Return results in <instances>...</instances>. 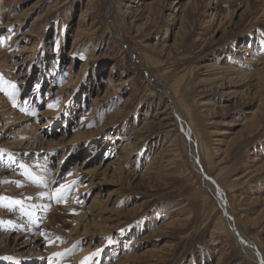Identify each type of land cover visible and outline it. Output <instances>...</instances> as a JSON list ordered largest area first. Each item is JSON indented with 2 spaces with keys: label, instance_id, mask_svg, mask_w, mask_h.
Instances as JSON below:
<instances>
[{
  "label": "rangeland",
  "instance_id": "obj_1",
  "mask_svg": "<svg viewBox=\"0 0 264 264\" xmlns=\"http://www.w3.org/2000/svg\"><path fill=\"white\" fill-rule=\"evenodd\" d=\"M0 104V264H264V0H0Z\"/></svg>",
  "mask_w": 264,
  "mask_h": 264
},
{
  "label": "bare ground",
  "instance_id": "obj_2",
  "mask_svg": "<svg viewBox=\"0 0 264 264\" xmlns=\"http://www.w3.org/2000/svg\"><path fill=\"white\" fill-rule=\"evenodd\" d=\"M72 83V82H71ZM68 85H70V83L68 84ZM110 85V84H109ZM68 88V87H67ZM112 88V87H111ZM65 89V88H64ZM63 92V91H62ZM61 94V93H60ZM168 98H169V96L167 97V103H168V110L170 111L169 113H167L166 114V111H162L161 113H160V116L157 118L158 119V121H159V123L160 124H163V125H165L166 123H168V126L170 127V126H172V124H171V122H170V120H172L173 121V119H172V117H174L175 119L174 120H176L175 122H176V124L178 125L177 127H179L180 128V130H182V132L184 133L185 132V130L187 129L186 128V126H185V123H184V121L181 119V117H180V115L178 114V112H177V108H176V106H175V104L172 102V100H168ZM95 100V99H94ZM2 103V102H1ZM51 103V102H50ZM97 103V102H96ZM99 103H100V100H99ZM3 104V103H2ZM95 104V103H94ZM1 105V104H0ZM7 107L5 106V105H2L1 107H0V117L2 118V117H4L5 115H7L6 113H8L7 112V109H6ZM95 110V109H94ZM10 111V110H9ZM49 112V111H48ZM171 113V114H170ZM248 113V112H247ZM159 114V113H158ZM46 115V114H45ZM172 115V116H171ZM248 116H250L249 115V113H248ZM6 117V116H5ZM0 118V119H1ZM7 120V119H6ZM17 120H19V119H17ZM20 120H22V118L20 117ZM27 121V120H26ZM21 122V121H20ZM5 123V122H4ZM8 123V122H7ZM16 124H18V123H16ZM16 124H15V126H16ZM145 125V124H144ZM29 126V125H28ZM22 127V126H21ZM2 128V127H1ZM27 129H29L28 131H30L29 133H32L31 131L32 130H30L31 128H27ZM33 129V128H32ZM23 130V129H22ZM25 130V129H24ZM143 130V129H142ZM3 131V130H2ZM6 131V130H5ZM21 132H23V131H21ZM26 132V131H25ZM9 133V132H8ZM19 133V132H18ZM17 133V134H18ZM29 133H28V136H29ZM11 134V133H10ZM13 134V133H12ZM225 136H231L232 135V133H231V131H228V132H224L223 133ZM13 135H15V134H13ZM19 136V135H18ZM31 136V139H32V135H30ZM29 136V137H30ZM33 138L34 139H32V140H34V142H32L33 144L32 145H30V147L32 146H34L35 145V143L37 142V141H39L40 142V139L39 140H37L34 136H33ZM31 140V141H32ZM29 141H30V139H28L27 138V141L26 142H28L29 143ZM38 142V143H39ZM62 142V141H61ZM21 143H22V141H21ZM40 143H42L40 146H42V145H44V146H46V147H48V148H51V146H49V144L47 145V144H45L44 143V141L43 140H41V142ZM63 143V142H62ZM24 144V143H23ZM30 144V143H29ZM29 144H28V146H29ZM54 144V143H53ZM52 144V145H53ZM59 144H61V143H59ZM55 145H57V144H55ZM61 145H63V144H61ZM60 145V146H61ZM12 146L13 147H15L13 144H12ZM18 146H19V143H18ZM58 146V145H57ZM18 148V147H17ZM47 148V149H48ZM53 148V147H52ZM186 148H187V150H188V153H189V156H190V160H191V163H192V165H193V169L195 170V172L202 178V180H203V182L205 183V185H206V188H207V190L208 191H210V192H212V194H213V196H214V198L215 197H217V202H218V204H219V208H220V210H221V212H222V220H223V222L225 223V225H226V227H227V229H228V231L230 232V235H232V237L234 238V240L243 248V250L245 251V253L246 254H251L252 256H254L255 257V260L257 261V262H260V259H259V256L253 251V249H252V246L250 245V243L239 233V231L237 230V228L234 226V224H233V222H232V220H231V218H230V216H229V214L227 213V205H226V203H225V200H224V198H223V193H222V191H221V189L218 187V185L214 182V180L213 179H211V178H208L205 174H203L202 173V171L200 170V166H201V159H200V156L198 155V153L194 150L193 151V153L190 151V144H189V142H187L186 143ZM44 149H45V147H44ZM45 151V150H44ZM35 160V159H34ZM40 161V160H39ZM259 161V159L258 158H255L254 160H253V162H258ZM59 162V161H58ZM36 164V163H35ZM34 164V165H35ZM84 164V163H83ZM82 164V165H83ZM46 169V168H45ZM83 169L84 168H78V169H75V170H77L78 171V174L80 175V176H82L84 179L83 180H86V179H88L89 177H92V178H94V176H98V175H94V174H96V172L98 173V172H104V171H106V168H104V169H96V170H94V171H83ZM108 169V168H107ZM75 170H73L72 172H74L75 173ZM2 173V172H1ZM1 173H0V175H1ZM99 174V173H98ZM104 174H106V173H104ZM74 176V175H73ZM77 176V175H76ZM76 176H74V177H76ZM68 176H66V181L65 182H68V181H73V179H74V177H71L70 179H69V177L67 178ZM82 177H81V179H82ZM1 179V178H0ZM69 179V180H68ZM77 179V178H76ZM90 181V180H89ZM100 182V181H99ZM73 183V182H72ZM90 183V184H89ZM81 184V183H80ZM93 186H95L94 184L92 185L91 184V182H88V187H86L87 189L85 190L84 189V191L83 190H80V188H79V190L80 191H78V192H76L77 193V196H78V194H80V193H82V194H80V195H82V196H78V198L80 199V200H82V199H86L85 197H84V192H87L88 190H89V188H91V187H93ZM58 187V186H57ZM25 193V192H24ZM76 193H74V195L76 194ZM16 196V195H15ZM75 198V197H74ZM67 199V198H66ZM77 199V198H76ZM96 200V199H95ZM77 201V200H76ZM79 202V201H78ZM76 203V202H75ZM80 204V203H79ZM79 204H78V207H79ZM97 204V203H96ZM73 205V204H72ZM74 205H76V204H74ZM69 209H71V210H76V208H74V207H72L70 204H69ZM57 207V206H56ZM55 207V208H56ZM52 208H54V207H52ZM61 208V207H60ZM68 208V207H67ZM67 208H65V209H67ZM88 208V207H87ZM64 209V210H65ZM62 210V209H61ZM83 210V209H82ZM53 211H55V210H53ZM92 211V210H91ZM52 212V211H51ZM85 212H86V209H85ZM89 212V211H88ZM54 214V213H53ZM50 215V214H49ZM90 215V214H89ZM113 217V216H112ZM80 218V217H79ZM51 219V218H50ZM221 220V221H222ZM78 221H79V219H78ZM48 222V221H47ZM49 222H51V221H49ZM48 222V223H49ZM76 222V221H75ZM84 222V221H83ZM47 224V223H46ZM79 226V225H78ZM81 226H83V225H81ZM77 227V226H76ZM84 227V226H83ZM225 227V228H226ZM82 228V227H81ZM71 230H74V229H71ZM80 230V229H79ZM84 229L82 228V231H83ZM88 230H90V229H88ZM44 231V230H43ZM49 231V230H48ZM59 231V230H58ZM63 231V230H62ZM87 231V230H86ZM92 231V230H91ZM81 232V231H80ZM90 232V231H89ZM1 233V232H0ZM71 233V232H70ZM82 233V232H81ZM81 233H79V234H81ZM85 234H86V232H84ZM83 233V234H84ZM91 233V232H90ZM97 233V232H96ZM73 234V233H72ZM75 234V233H74ZM77 234V233H76ZM93 234V233H92ZM45 235V234H44ZM57 235V234H56ZM82 235V234H81ZM10 236V235H9ZM60 236V235H59ZM79 236V235H78ZM77 236V237H78ZM84 236V235H83ZM86 236H87V234H86ZM90 236V235H89ZM8 237V236H7ZM6 237V238H7ZM8 239V240H7ZM7 239H2L1 238V234H0V244L1 245H5V246H7L9 249H11V250H13L14 252H15V254L17 255V257L18 258H22V257H25V256H28V254L29 253H27V252H25V250H26V248H28L29 246H31V243L30 242H28L27 241V239H26V237L24 236V235H16V236H14V237H9V238H7ZM75 239V238H74ZM77 239V238H76ZM35 240V239H34ZM42 241V240H41ZM33 245H36L37 244V242H34V243H32ZM32 245V246H33ZM32 248V247H31ZM30 249V248H29ZM28 249V250H29ZM51 249V248H50ZM31 250V249H30ZM33 250V249H32ZM49 250V249H48ZM29 252V251H28ZM83 252H85V251H83ZM81 254V253H80ZM46 255V254H45ZM79 255V254H78ZM249 256V255H248ZM253 257V258H254ZM123 259V258H122ZM68 261V260H67ZM71 261V260H70ZM122 261V260H121ZM30 262V261H29ZM17 263V261H9V262H7L6 264H16ZM261 263V262H260ZM18 264V263H17Z\"/></svg>",
  "mask_w": 264,
  "mask_h": 264
},
{
  "label": "snow or ice",
  "instance_id": "obj_3",
  "mask_svg": "<svg viewBox=\"0 0 264 264\" xmlns=\"http://www.w3.org/2000/svg\"><path fill=\"white\" fill-rule=\"evenodd\" d=\"M14 87H15V85H13V88ZM62 187L65 188V189L67 188V186H62ZM56 198H57V202H60L63 199V195L61 194V190L60 189L57 190V197ZM57 239H59V238H57ZM53 255L56 256V257H59V256L64 255V253H54ZM82 264H83V262H82Z\"/></svg>",
  "mask_w": 264,
  "mask_h": 264
}]
</instances>
